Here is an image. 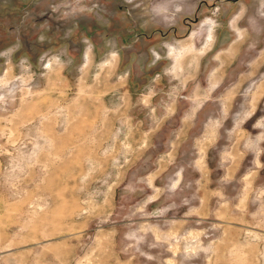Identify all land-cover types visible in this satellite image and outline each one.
I'll return each instance as SVG.
<instances>
[{"label":"rangeland","instance_id":"1","mask_svg":"<svg viewBox=\"0 0 264 264\" xmlns=\"http://www.w3.org/2000/svg\"><path fill=\"white\" fill-rule=\"evenodd\" d=\"M0 264H264V0H0Z\"/></svg>","mask_w":264,"mask_h":264}]
</instances>
